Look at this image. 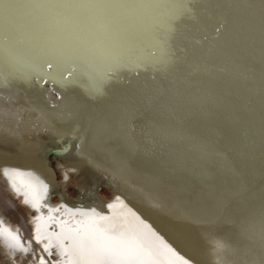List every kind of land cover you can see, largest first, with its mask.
<instances>
[{
    "label": "bare ground",
    "instance_id": "6f19581e",
    "mask_svg": "<svg viewBox=\"0 0 264 264\" xmlns=\"http://www.w3.org/2000/svg\"><path fill=\"white\" fill-rule=\"evenodd\" d=\"M0 185L38 264H264V0H0Z\"/></svg>",
    "mask_w": 264,
    "mask_h": 264
},
{
    "label": "rangeland",
    "instance_id": "374dc122",
    "mask_svg": "<svg viewBox=\"0 0 264 264\" xmlns=\"http://www.w3.org/2000/svg\"><path fill=\"white\" fill-rule=\"evenodd\" d=\"M48 149V147H43V153ZM57 158L52 157L51 155H48L46 157V165L51 172L52 176L54 177L55 181L60 180L61 175L59 172V169L57 167ZM77 183L73 180L66 181L60 188H58V191L62 192L66 197L68 198H75L79 195L80 191L77 188ZM62 191H61V190ZM98 194L105 197L109 198L110 197V192L104 188L103 186H100L98 188ZM10 198L9 194L4 190L3 186L0 185V213L2 217L6 220L5 222L9 224L11 227L16 228L18 233L22 232L21 234L19 233V236H26L32 240V245H31V252H33L31 255L34 256L30 260L32 263L38 264L39 259L36 255L39 254H44L42 251H40V248L43 249L42 247L39 246L37 242H35L34 238L32 237L33 235V228L31 224V218L33 216L32 212H28L26 207L20 203L17 199H11L8 202V199ZM52 202H58V198L56 195L52 194L50 196ZM32 233V235H31ZM40 251V252H39ZM7 250L0 252V264H25V259L18 258L17 256L14 257H9V253ZM37 252V253H35ZM39 252V253H38ZM8 255V256H7ZM7 256V257H6ZM47 258V257H46ZM23 261H21V260ZM48 260L54 262L55 257L54 255L50 254L49 257L47 258ZM16 260V261H15ZM47 260V261H48ZM28 264V263H26Z\"/></svg>",
    "mask_w": 264,
    "mask_h": 264
},
{
    "label": "water",
    "instance_id": "95a60500",
    "mask_svg": "<svg viewBox=\"0 0 264 264\" xmlns=\"http://www.w3.org/2000/svg\"><path fill=\"white\" fill-rule=\"evenodd\" d=\"M48 155H51L52 157L55 156L54 154H50V152H48V153L45 154V158H44V159H46V157H47ZM56 156H57V155H56ZM57 167H58V165H57ZM76 186H77V188L79 189L80 193H79V195H78L77 197H75V198H72V199H71V198H68V197H66L62 192H59V193H53V194L56 195L58 199H59V198L61 199V197H63V198H65V199L69 200V201L74 202L75 204H81L80 198L82 197V192H83V190H82V187H80L78 184H77Z\"/></svg>",
    "mask_w": 264,
    "mask_h": 264
},
{
    "label": "snow or ice",
    "instance_id": "6c2138e0",
    "mask_svg": "<svg viewBox=\"0 0 264 264\" xmlns=\"http://www.w3.org/2000/svg\"><path fill=\"white\" fill-rule=\"evenodd\" d=\"M37 242H39V239L38 238H37ZM218 247H223V245H218ZM45 250L47 251V248ZM24 251H27V249H24ZM41 264H43V261H41Z\"/></svg>",
    "mask_w": 264,
    "mask_h": 264
}]
</instances>
